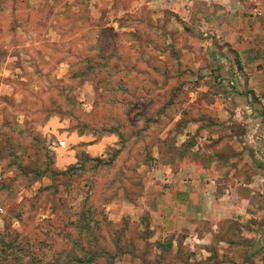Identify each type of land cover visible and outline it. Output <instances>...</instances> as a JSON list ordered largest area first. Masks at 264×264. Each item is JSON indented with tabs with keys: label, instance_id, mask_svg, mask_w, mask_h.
<instances>
[{
	"label": "rangeland",
	"instance_id": "obj_1",
	"mask_svg": "<svg viewBox=\"0 0 264 264\" xmlns=\"http://www.w3.org/2000/svg\"><path fill=\"white\" fill-rule=\"evenodd\" d=\"M222 10L0 0V264H264L259 219L159 223L167 178L264 123L210 31Z\"/></svg>",
	"mask_w": 264,
	"mask_h": 264
},
{
	"label": "crops",
	"instance_id": "obj_2",
	"mask_svg": "<svg viewBox=\"0 0 264 264\" xmlns=\"http://www.w3.org/2000/svg\"><path fill=\"white\" fill-rule=\"evenodd\" d=\"M217 1L223 7V16H217L223 20L210 31L225 46L229 60L240 65L236 82L242 89L235 95L245 98L244 108L258 115L264 98V0ZM254 9L262 14L255 15ZM248 125L243 141L238 143L233 136L238 154L225 150L223 137L213 135L206 160H188L179 167L176 179L165 189L166 204L160 202L159 223L164 231L202 236L207 221L215 229L252 218L262 221L264 229V123L255 120Z\"/></svg>",
	"mask_w": 264,
	"mask_h": 264
},
{
	"label": "built area",
	"instance_id": "obj_3",
	"mask_svg": "<svg viewBox=\"0 0 264 264\" xmlns=\"http://www.w3.org/2000/svg\"><path fill=\"white\" fill-rule=\"evenodd\" d=\"M254 13L255 15L259 16L262 14L261 10L260 9H254ZM260 102L262 103V105L264 106V98L260 100ZM63 144V143H62ZM173 181L172 178H167V183L171 184Z\"/></svg>",
	"mask_w": 264,
	"mask_h": 264
}]
</instances>
